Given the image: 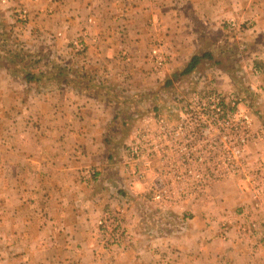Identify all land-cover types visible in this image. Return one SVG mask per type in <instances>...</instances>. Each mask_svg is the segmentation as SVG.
Segmentation results:
<instances>
[{"label": "rangeland", "instance_id": "1", "mask_svg": "<svg viewBox=\"0 0 264 264\" xmlns=\"http://www.w3.org/2000/svg\"><path fill=\"white\" fill-rule=\"evenodd\" d=\"M150 4V9L157 8L156 0H151ZM59 5L54 0H0V92L9 88L12 80L22 105L28 99L34 103L38 91L43 90V87L49 89L54 86L52 90L60 85L61 89L73 90L76 88L74 80L77 77L84 82H89L93 77H106L99 76L101 68L97 63L100 62L101 51L89 49V45L99 43V39L84 34L85 31L61 33L66 29L67 22L60 19ZM97 9L103 8L96 5L95 13ZM224 23V32L220 35L210 34L209 41L219 38V49H213L214 61H219L229 77H198L201 71L198 70L192 73L193 77L173 80L170 77L157 78L154 58L157 49L164 55L162 69H165L171 63L172 48L165 39L157 36V30L152 32L150 24L148 26L152 28V33L147 36L143 51L147 69L146 87L152 91L154 89L155 93L151 92L154 96L157 95V86L161 87L158 100L161 110L164 109L162 117L173 122L179 120L177 110L184 107L192 93H219L222 96L224 114H217L213 120L227 123V127L224 130H210V149L205 153L208 158L212 157L204 162L190 163L188 168L193 172L192 175L176 177L173 175L175 171L183 173L186 168L157 157L152 160L149 168L143 162L123 166L120 162L125 157L127 159L126 147L129 141H124L123 145L121 141L120 146L111 147L117 154V163L111 172L119 180L105 185L104 190H101L107 193L108 198L107 202L100 205L101 213L94 221L92 231L94 239L87 246L89 256H92L72 258L74 251L69 249V258H56L52 255L60 251L41 252L34 246L33 251L39 252H30L27 258H14L10 252V237L6 235V238L0 236V264H170L169 260L173 258L166 262L169 256L175 257L174 264H181L184 262L181 256L185 253L198 254V258L203 259L200 256L201 249L206 246L211 247L206 249L207 256L213 255L208 264H229L223 257L214 254L221 240L249 241L256 238L257 245L264 244V199L260 195L256 198L252 195L258 186L264 188V181H247L244 172L239 176L228 175L226 171L232 166L228 160L232 157V149L227 145L224 151L217 152L214 145V139L225 137L228 144L238 136L237 130L230 126L234 123L242 125L244 120L240 115L244 113L249 117L251 128L253 123L257 127L253 131L250 128L251 133L255 134L260 126H264V89L259 91L264 85V35L262 32L251 33L250 21L245 18L230 17ZM119 37L122 39L123 35ZM251 37L253 44L250 42ZM259 45L262 48H256ZM207 48L200 51L210 53ZM192 50L184 49L186 61L197 48L190 55ZM121 51L113 55L118 62L115 65H120L111 68L110 73L115 72V77H125L124 74L133 71L128 52ZM92 60H96L95 65ZM212 62L210 66H213ZM186 67L180 66V71L183 72ZM110 79L105 81L107 88H110ZM124 81L121 80L117 94L120 105L126 109L130 103L129 95L136 86L135 82L123 85ZM170 81L171 84L167 85ZM90 84L86 89L81 85L77 89L89 91L96 83ZM32 95L34 97L30 98ZM149 95H144L148 101L151 100L147 105L157 109V102ZM154 98L157 101V96ZM230 101H234L235 105L231 106ZM208 105L213 106L211 103ZM123 111L129 113V110ZM126 112H123L125 116L120 115V124L125 120L139 119L138 115H128ZM228 114L231 115L226 117ZM23 117L18 121L19 129L25 125ZM31 129L39 131L36 127ZM18 132L19 135L25 133L24 130ZM126 134V130H121L119 137L124 139ZM241 134H244L243 130ZM194 153L202 156L197 146ZM223 156L224 161L221 159ZM243 158L244 171L254 168L256 161L264 162V142H250ZM94 171L87 169L80 178L87 183L95 176ZM222 171H225V176H216V173ZM138 172L142 174L141 178L136 177ZM125 180L130 186H124ZM163 191H166L165 195L157 199L159 192ZM112 218L114 220L110 223ZM252 223H256L255 229L251 227ZM252 247L251 244L247 245L249 249Z\"/></svg>", "mask_w": 264, "mask_h": 264}, {"label": "crops", "instance_id": "2", "mask_svg": "<svg viewBox=\"0 0 264 264\" xmlns=\"http://www.w3.org/2000/svg\"><path fill=\"white\" fill-rule=\"evenodd\" d=\"M54 1L60 4V19L67 22L61 33L85 31L84 34L99 39V43L90 44L89 49L101 51L97 63L101 68L99 76L106 77H93L89 82L77 77L73 90L61 89L60 85L52 90L54 86L43 87L35 102L28 99L25 105L19 102L12 80L10 87L0 92V236L9 235L14 258H27L30 252L49 250L60 251L53 257L69 258V249L74 251L72 258L89 256L87 246L94 239V221L101 213V203L108 198L101 190L119 180L111 172L117 163L116 150L111 147L120 146L121 141L122 145L130 141L132 130L155 132L154 119L164 113L158 100L160 85L157 86V101L154 89L146 87L143 51L149 34L157 30V36L172 48L171 63L157 72V78L170 77V80L193 77L192 73L198 70H201L198 77H229L219 61H214L213 49H219L220 40L216 38L210 42L209 37L224 32V22L230 17L249 20L251 33L264 35V0H156L157 8L153 10L150 9L151 0ZM96 5L103 9L95 13ZM250 42L253 44L252 37ZM194 48L199 51L192 54ZM203 48L210 53L200 51ZM120 49L128 52L130 67L133 66L131 74L129 71L125 77L110 73L112 67L119 65H115L118 62L113 55ZM184 49H193L188 61ZM195 57H198L195 68L182 73L180 66H188ZM209 59L213 66L209 65ZM96 60H92L93 65ZM109 77L111 83L107 88L105 81ZM121 80H125L123 85L135 82L136 86L129 95L131 104L126 109L120 105L117 94ZM91 82L96 84L89 91L77 89L80 85L86 89ZM263 89L264 85L259 91ZM147 93L157 102V109L156 105H151L154 108L147 105L151 102L144 96ZM123 110L138 115L139 121L125 120L120 124V115L125 116L123 112H126ZM21 116H24L25 125L19 129ZM253 126L252 131L256 125L253 123ZM20 130L25 133L19 135ZM121 130L127 132L124 139L119 137ZM120 163L125 166L126 157ZM90 168L95 170V176L86 183L80 177ZM123 184L130 186L126 180ZM262 217L264 220V214ZM221 241L214 254L229 264H264V244L257 245L256 238ZM248 244L253 245L252 249L247 248ZM34 246L39 251H33ZM207 248L211 247L201 249V260L198 254L185 253L181 256L184 258L181 264H208L213 255L207 256ZM170 258L175 257L169 256L166 262ZM173 259L169 260L170 264H174Z\"/></svg>", "mask_w": 264, "mask_h": 264}, {"label": "built area", "instance_id": "3", "mask_svg": "<svg viewBox=\"0 0 264 264\" xmlns=\"http://www.w3.org/2000/svg\"><path fill=\"white\" fill-rule=\"evenodd\" d=\"M156 54V51H153ZM155 63L157 65V72H160L164 66V55L157 49V56H154ZM195 103L194 105H192ZM211 103L213 106H209ZM222 96L219 93H192L182 109L177 110V117L179 120L170 121L165 117L157 116L154 119V125L156 127L155 132L150 133L148 131L132 130V138L129 141L127 151V164L134 162H143L144 165L149 168L153 159H162V161L177 163L180 166L186 168L183 173L175 171L174 176L180 177L183 175H192V171L188 168L189 164L193 162H204L209 160L205 151L208 153L210 146V130L212 129H225L227 123L214 121L217 114H224V109L221 106ZM231 106H234V101L229 102ZM241 113V112H240ZM231 114L226 115L229 117ZM234 117L236 116L233 115ZM244 123H234L230 126L234 130H237L238 136L231 139L227 144L224 138L214 139L217 152L224 151L226 146H230L232 149V157L228 160L232 162V166L226 172L228 175L239 176L241 173L245 174V179L254 183L255 180L264 181V162L256 161L254 168L244 171V152L250 142H264V126H260L258 130L251 133L249 117L246 113L240 115ZM136 121H139L138 119ZM226 126V127H225ZM244 134H241V131ZM195 146L199 147L202 156H198L195 152ZM214 150V149H213ZM205 154V155H203ZM214 159V157H213ZM225 160L224 156L221 158ZM171 160V161H170ZM243 163V164H242ZM177 166V165H176ZM225 171L216 173V176L223 177ZM88 174V172L86 173ZM94 173H92L93 175ZM182 175V176H183ZM223 175V176H222ZM198 176V175H197ZM137 178H141L142 174L138 172ZM135 177V178H136ZM264 187V184H263ZM166 191L159 192L160 195L157 199H160L165 195ZM252 195L256 198L258 195L264 199V188L258 186L253 190ZM113 216V215H112ZM114 217V216H113ZM114 218L110 220L112 223ZM116 222L117 219L115 218ZM251 227L255 229L256 223H252Z\"/></svg>", "mask_w": 264, "mask_h": 264}, {"label": "trees", "instance_id": "4", "mask_svg": "<svg viewBox=\"0 0 264 264\" xmlns=\"http://www.w3.org/2000/svg\"><path fill=\"white\" fill-rule=\"evenodd\" d=\"M197 63H198V57L193 58L182 73H189L191 70L195 68Z\"/></svg>", "mask_w": 264, "mask_h": 264}]
</instances>
